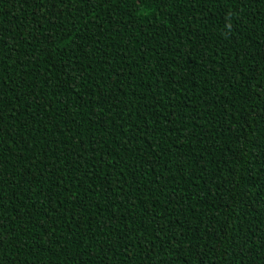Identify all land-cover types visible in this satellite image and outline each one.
<instances>
[{"label":"trees","instance_id":"1","mask_svg":"<svg viewBox=\"0 0 264 264\" xmlns=\"http://www.w3.org/2000/svg\"><path fill=\"white\" fill-rule=\"evenodd\" d=\"M0 264H264V0H0Z\"/></svg>","mask_w":264,"mask_h":264}]
</instances>
